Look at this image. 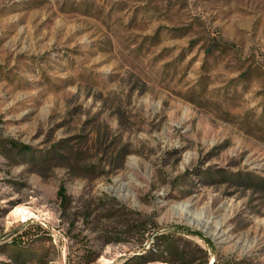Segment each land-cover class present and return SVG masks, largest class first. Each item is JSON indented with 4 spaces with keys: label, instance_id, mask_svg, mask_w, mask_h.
Listing matches in <instances>:
<instances>
[{
    "label": "rangeland",
    "instance_id": "obj_1",
    "mask_svg": "<svg viewBox=\"0 0 264 264\" xmlns=\"http://www.w3.org/2000/svg\"><path fill=\"white\" fill-rule=\"evenodd\" d=\"M0 264H264V0H0Z\"/></svg>",
    "mask_w": 264,
    "mask_h": 264
},
{
    "label": "trees",
    "instance_id": "obj_2",
    "mask_svg": "<svg viewBox=\"0 0 264 264\" xmlns=\"http://www.w3.org/2000/svg\"><path fill=\"white\" fill-rule=\"evenodd\" d=\"M28 150H29L28 148H25V149L23 150V153H30ZM63 194H64V191L61 190L60 195H63ZM169 241H170V240H167L166 243H169ZM166 243H165V244H166Z\"/></svg>",
    "mask_w": 264,
    "mask_h": 264
},
{
    "label": "bare ground",
    "instance_id": "obj_3",
    "mask_svg": "<svg viewBox=\"0 0 264 264\" xmlns=\"http://www.w3.org/2000/svg\"><path fill=\"white\" fill-rule=\"evenodd\" d=\"M205 225H208L209 226V223L208 222H205Z\"/></svg>",
    "mask_w": 264,
    "mask_h": 264
}]
</instances>
